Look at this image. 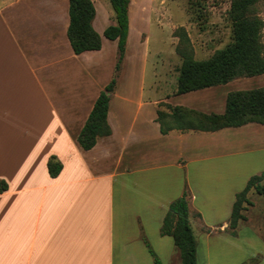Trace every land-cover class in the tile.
Instances as JSON below:
<instances>
[{
  "label": "crops",
  "instance_id": "0c3cea01",
  "mask_svg": "<svg viewBox=\"0 0 264 264\" xmlns=\"http://www.w3.org/2000/svg\"><path fill=\"white\" fill-rule=\"evenodd\" d=\"M92 2L101 48L76 54L67 36L69 0H0V180L7 185L0 191V264H155L146 242L161 264H180L160 227L185 188L196 264H252L264 250V225L252 228L246 216L235 234L227 227L236 193L264 170V125L164 134L156 119L160 102L222 113L229 85L240 78L179 94L175 79L168 89L167 73L146 69L150 27L165 9L139 0L133 10L130 0L107 111L111 133L81 148L77 136L113 76L117 53V41L103 35L115 24L110 1ZM174 29L171 55L178 57ZM133 32L135 64L142 56L144 68L127 71ZM51 156L61 163L54 177Z\"/></svg>",
  "mask_w": 264,
  "mask_h": 264
},
{
  "label": "trees",
  "instance_id": "16d2710c",
  "mask_svg": "<svg viewBox=\"0 0 264 264\" xmlns=\"http://www.w3.org/2000/svg\"><path fill=\"white\" fill-rule=\"evenodd\" d=\"M114 11L115 24L107 26L103 35L117 41L116 62L110 81L98 94L78 136L79 146L85 150L92 148L98 137L111 133L107 122V111L111 93L121 69L129 29L128 8L130 0H109ZM260 0H231L229 18L232 27L231 41L216 49L209 57L196 59L186 29L179 26L174 31L178 38L175 47L181 63L177 68L176 93H183L209 86L225 84L231 80L264 73V43L262 42L263 18L256 6ZM95 8L92 0H69V24L67 36L76 54L101 48V36L92 26ZM157 121L161 133L170 130L214 131L223 127H237L249 122L264 125V87L234 90L226 96L222 113H204L183 106H172L160 102ZM50 176H56L61 163L51 156L47 161ZM0 180V191L6 189ZM254 190L264 201V170L251 175L242 190L236 193L228 219L227 230L233 234L240 221L245 219V209L250 203L248 193ZM199 215V213H197ZM210 229L207 228V231ZM161 235L173 238L179 252L180 264H196V239L189 223L188 191L173 199L163 216ZM146 242V241H145ZM146 245L155 264L161 261L149 244Z\"/></svg>",
  "mask_w": 264,
  "mask_h": 264
},
{
  "label": "rangeland",
  "instance_id": "374dc122",
  "mask_svg": "<svg viewBox=\"0 0 264 264\" xmlns=\"http://www.w3.org/2000/svg\"><path fill=\"white\" fill-rule=\"evenodd\" d=\"M104 1L106 2L107 0ZM230 1L231 0H158V6L163 7L165 11L162 12V16H159V25H157L156 22H152L150 27L153 34L151 35L148 46L150 55L146 62L147 71L154 68L157 71L167 73V88L169 89L171 86L173 89L175 88V73L177 72L181 60L178 59V54V57L173 54L171 55L172 44L170 43L169 31L172 25H175L174 31L179 26H183L186 29L191 41L193 56L196 59L207 58L216 49L227 45L231 41L232 36L231 21L228 14ZM138 2L139 0H134L132 6L133 10H137ZM98 5L100 6V4ZM107 6L113 11L110 2ZM256 9L264 20V0L258 2ZM136 34L137 32H133L131 43H129L130 54L129 63L126 68L127 71L133 69L134 65L136 70H138L139 67L144 68L142 56H140L141 58L138 59L136 64L135 58L133 57L134 54L137 55ZM261 35L262 42L264 43V26ZM108 49L109 53L113 54L110 48ZM111 54L110 56L113 57ZM164 77L163 75V78ZM249 77L252 76L237 79L234 81L235 83H231L229 87H233L232 91L264 87V75L253 78ZM167 88H164L163 91H166ZM160 92L162 91L159 90V93ZM244 186H242L241 190ZM248 198L250 203L247 204V208L245 209V218L246 216L247 218L249 217V226L252 228L263 226L264 224L258 221L260 216H264L263 197L254 190H251L248 193ZM260 251L262 252L254 256L251 262L252 264H264V250Z\"/></svg>",
  "mask_w": 264,
  "mask_h": 264
}]
</instances>
